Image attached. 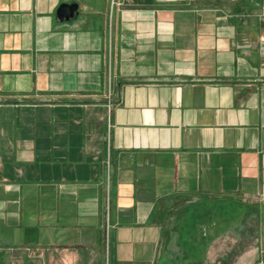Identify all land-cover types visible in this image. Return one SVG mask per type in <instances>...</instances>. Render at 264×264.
<instances>
[{"label": "crops", "instance_id": "obj_1", "mask_svg": "<svg viewBox=\"0 0 264 264\" xmlns=\"http://www.w3.org/2000/svg\"><path fill=\"white\" fill-rule=\"evenodd\" d=\"M0 264H264V0H0Z\"/></svg>", "mask_w": 264, "mask_h": 264}, {"label": "water", "instance_id": "obj_2", "mask_svg": "<svg viewBox=\"0 0 264 264\" xmlns=\"http://www.w3.org/2000/svg\"><path fill=\"white\" fill-rule=\"evenodd\" d=\"M75 10H76V5H73V6L70 8V14L73 13ZM60 14H61L62 16H67V15H68V11H67V7H66V6H63V7L61 8Z\"/></svg>", "mask_w": 264, "mask_h": 264}, {"label": "built area", "instance_id": "obj_3", "mask_svg": "<svg viewBox=\"0 0 264 264\" xmlns=\"http://www.w3.org/2000/svg\"><path fill=\"white\" fill-rule=\"evenodd\" d=\"M108 252H107V261L109 262V257H110V248L108 247V250H107Z\"/></svg>", "mask_w": 264, "mask_h": 264}]
</instances>
